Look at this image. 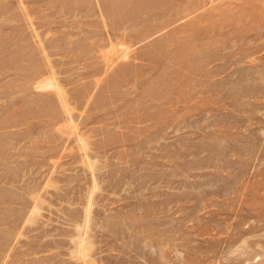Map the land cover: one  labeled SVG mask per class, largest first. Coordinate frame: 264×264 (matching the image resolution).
Masks as SVG:
<instances>
[{
    "label": "rangeland",
    "instance_id": "rangeland-1",
    "mask_svg": "<svg viewBox=\"0 0 264 264\" xmlns=\"http://www.w3.org/2000/svg\"><path fill=\"white\" fill-rule=\"evenodd\" d=\"M0 264H264V0H0Z\"/></svg>",
    "mask_w": 264,
    "mask_h": 264
}]
</instances>
